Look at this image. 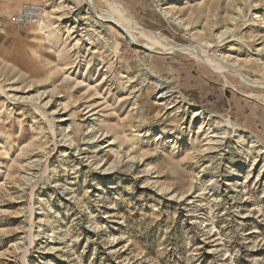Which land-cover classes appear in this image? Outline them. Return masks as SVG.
Wrapping results in <instances>:
<instances>
[{"label": "rangeland", "instance_id": "1", "mask_svg": "<svg viewBox=\"0 0 264 264\" xmlns=\"http://www.w3.org/2000/svg\"><path fill=\"white\" fill-rule=\"evenodd\" d=\"M62 1L0 0V264H264V0H112L173 51Z\"/></svg>", "mask_w": 264, "mask_h": 264}, {"label": "bare ground", "instance_id": "2", "mask_svg": "<svg viewBox=\"0 0 264 264\" xmlns=\"http://www.w3.org/2000/svg\"><path fill=\"white\" fill-rule=\"evenodd\" d=\"M44 1L46 2V0H44ZM63 1L64 2H71L72 6H76V5H78V2L80 0H63ZM94 1H96L98 3V5L100 6V15L98 14L95 16L91 12H88V11L86 12L84 19H86V21H87V27L88 28L94 29L93 28L94 24L105 21L106 23L111 24L112 27L116 28V30L124 32V33H129V32L130 33H132V32L142 33L144 37H146L147 39L152 41L159 48L171 50V51L180 50L179 47L168 43L157 32L148 31V30L140 27L133 20V18L130 15H128L126 12H124V15L127 16V18H123L122 14L119 13V8H116V6L113 4L112 0H94ZM156 1L159 2L160 0H156ZM85 6L87 7V4ZM56 9L59 10V6H53L52 12L55 11ZM169 9L167 8V3H166V5L161 4L159 6V11L164 17H169V18L173 19L177 24H179L187 32V34H189V36H191V39H193L192 41L197 42V45H199L198 47L200 48L202 53H201V55H199L197 52L195 55L197 57H200L202 59V61H204V63L208 64L217 73L218 76L225 78L223 73L220 72V70L217 68V66L212 62L211 58L209 57V52L211 49H213L214 46H216V45L219 46L221 44V40L224 37V35L226 34V31L220 32L219 34L214 35L212 40L204 39L202 37L197 36L196 33L193 32V29L191 28V26L189 24H184L181 21V19L175 18V16L171 14ZM52 12L44 9L43 16L33 24L32 31L38 33L43 40H45L46 42H48L49 45H51V47L53 45V43L51 41H53V40L55 41V44L53 45V47H59L61 44L59 43L60 41L57 42L58 37L56 36V34L59 32L58 26L55 25L54 23H50V21L48 20V18L51 17ZM60 17H61L60 15L57 16L58 19ZM66 27L67 26L64 27L65 33H70L73 30V27H70V26L67 28ZM95 32H96V30H95ZM75 41L78 43L79 40H75ZM181 50L182 51L187 50L188 52L193 53L188 48L187 49L186 48L181 49ZM218 56L220 57V59L222 61H224L226 64H228L232 68H238L239 69L242 67H251L249 62L240 63L238 60L229 59V56L225 55L224 53H220V54H218ZM256 68L260 69L258 66H256ZM258 73H261V71ZM261 74H262L261 76L263 77L262 79H264V73H261ZM253 96L258 101H260L264 104V95H252V97ZM222 124L224 126L226 125V127H228L231 130H235V128L237 127V125L231 119H227L226 121L222 122Z\"/></svg>", "mask_w": 264, "mask_h": 264}, {"label": "built area", "instance_id": "3", "mask_svg": "<svg viewBox=\"0 0 264 264\" xmlns=\"http://www.w3.org/2000/svg\"><path fill=\"white\" fill-rule=\"evenodd\" d=\"M44 9L40 4L25 3L18 12L9 16V20L21 29H28L43 16ZM4 17V15L0 14V19L3 20Z\"/></svg>", "mask_w": 264, "mask_h": 264}]
</instances>
